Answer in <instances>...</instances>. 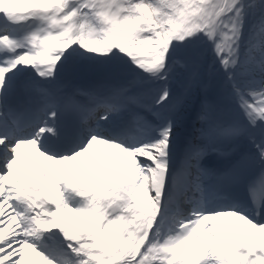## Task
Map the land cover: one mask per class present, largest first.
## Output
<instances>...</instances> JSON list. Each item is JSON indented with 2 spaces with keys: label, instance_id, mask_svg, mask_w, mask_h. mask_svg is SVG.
<instances>
[{
  "label": "snow or ice",
  "instance_id": "snow-or-ice-1",
  "mask_svg": "<svg viewBox=\"0 0 264 264\" xmlns=\"http://www.w3.org/2000/svg\"><path fill=\"white\" fill-rule=\"evenodd\" d=\"M0 264H264V0H0Z\"/></svg>",
  "mask_w": 264,
  "mask_h": 264
}]
</instances>
